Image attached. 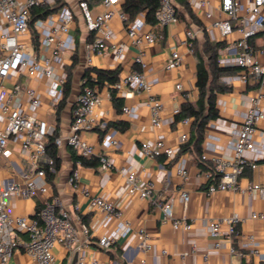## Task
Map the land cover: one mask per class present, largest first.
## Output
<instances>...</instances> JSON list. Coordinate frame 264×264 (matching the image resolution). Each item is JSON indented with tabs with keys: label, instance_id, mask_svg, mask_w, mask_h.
<instances>
[{
	"label": "crops",
	"instance_id": "obj_1",
	"mask_svg": "<svg viewBox=\"0 0 264 264\" xmlns=\"http://www.w3.org/2000/svg\"><path fill=\"white\" fill-rule=\"evenodd\" d=\"M76 0H61L63 4L76 8ZM125 1V0H122ZM174 1V0H173ZM98 1H94L95 5ZM179 15V23L163 29L162 40L153 45L141 47L142 60L145 64L144 73L150 84V95L161 103V126L154 128L150 124L149 109L146 105L147 95L139 91L126 89L115 90L105 80L97 82L95 71L113 72L118 70L117 78L138 67L134 64V56L138 49L130 45V42L121 29L118 21H113V40L124 45V52L116 57L112 52L91 58V63L86 61L85 46L91 41L87 35L81 19H76L73 27L74 43L72 49L65 54L67 65L64 72H70V91L65 100H61L58 109L50 112L48 109L47 89L48 80L26 78L23 74H15L12 81L3 82L10 88L14 83L20 87L29 86L41 95V106L34 115L38 120H45L50 128L56 131V136L66 135L70 129L71 114L76 96L83 87L94 88L101 103L94 111L97 125L94 129L84 134L86 141L93 147L97 154L105 155L111 162L112 168L104 171L100 164L96 167L76 165L72 162V155H78L66 146L56 147V156L59 160V169L49 182L48 197L57 198L66 211L71 213L72 222L80 233L82 226L89 231V242L82 243V238L73 244L74 251L71 264H74L78 251L83 249L88 257H96L103 264H138L140 259H145L148 264H181L184 256L185 264H264V220H252V213L264 215V199L258 195H248L233 191L216 192L207 195L208 180L200 175L210 171L212 164L209 160L217 157L230 159L232 157L236 130L238 129L244 114L250 106V98L259 92V85L255 82L242 83L235 79L241 74L236 67H221L231 69L221 74L211 85L213 100L217 116L209 119L202 129V137L198 141L196 130L191 118L188 124L183 125L182 120H176L175 114L181 105L188 102L194 104L198 99L195 87V73L198 56L206 63L202 53L205 40L209 41L206 34H199L193 41V50L190 53L185 45L181 44L183 33L187 28L202 27L201 13L187 4L189 12L184 6L174 1ZM137 17L145 21V14ZM146 22V21H145ZM147 23L143 31L150 30ZM210 42V41H209ZM176 45L181 56L180 65L172 70H165L164 65L169 56L168 46ZM212 43V42H211ZM255 50L254 59L264 62V34H259L251 39ZM223 48L218 51L217 58L223 54ZM74 61V62H73ZM217 62V60H216ZM85 72L93 80L91 84H85L87 78ZM181 85V90L175 89L176 84ZM25 99H22V106ZM128 107L130 115L123 113L122 109ZM264 111V98L260 103ZM177 111V112H175ZM187 134L184 143L179 142V136ZM105 138L116 141L114 147L103 146ZM163 141L173 147L174 154L170 157L161 155L155 158H147L140 151L142 142ZM256 149L246 153V158L254 162L255 169L246 168L239 177V184L244 187L248 182L264 186V121H261L254 134ZM8 148L11 151L9 161L0 159V175L9 178L16 183H23V176L27 174L26 164L20 154L18 142L10 140ZM54 159V158H53ZM97 159V158H93ZM198 160L202 166H197ZM55 161V159H54ZM15 167H12L10 163ZM180 163L187 171L189 178L185 184L181 183L175 172V166ZM77 169L78 190L67 183L72 170ZM22 173H24L22 175ZM134 173L139 179L153 184V196L162 203L172 202V211L175 218L186 217L191 224V229L185 232L181 229L174 230L170 222H163L161 211L153 204L138 199L135 195L126 193L124 176ZM200 175V176H198ZM189 192L190 200L183 207L179 200L180 189ZM87 189L91 196L103 197L110 200L122 212L123 220L129 222L134 232L142 230L148 234L149 248L146 252L137 249V239L132 232L124 237H118L116 242L106 251L96 248V241L101 236H109L116 229L113 220L103 221L102 215L89 208L88 197L82 195L79 190ZM41 197L34 195L28 199L13 198L8 206L12 215H24L33 217L40 207ZM78 206V211H73V205ZM237 214L240 221L235 226V233L230 240L221 235L219 242L221 247L211 248V240L206 229L202 226V220H211ZM78 217V220L75 219ZM224 233L226 226L222 225ZM248 237H252L257 243L256 256L251 252V247H246ZM196 250L192 251V246ZM232 247L235 253H230ZM165 252V254L162 253ZM55 264H66L67 258L60 245L55 246ZM206 256V259H204ZM8 264H37L23 252L15 253Z\"/></svg>",
	"mask_w": 264,
	"mask_h": 264
},
{
	"label": "built area",
	"instance_id": "obj_2",
	"mask_svg": "<svg viewBox=\"0 0 264 264\" xmlns=\"http://www.w3.org/2000/svg\"><path fill=\"white\" fill-rule=\"evenodd\" d=\"M76 8L67 4L42 17L32 20V10L52 7L55 0H0V159L9 161L11 151L8 148L10 140L18 142L20 154L26 164L27 176L24 174L23 183L19 184L0 175V264H8L15 253L23 252L37 264H55L54 248L60 245L67 258L66 264H71L73 253H76L73 244L82 238V243L89 242V231L82 226L77 232L72 222L71 213L66 211L57 198L48 197L50 190L47 181V172L54 173L55 161L45 148L48 136L53 134L45 120L36 119L34 113L41 106V95L29 86L20 87L13 84L5 87L3 82L12 81L15 74H23L26 78L39 81L48 80L47 89L48 109L54 112L58 109L63 97L67 65L65 54L73 46V27L76 19H81L86 33L91 41L85 46L86 61L91 63L94 55L100 56L112 52L120 57L124 52V45L113 40V21L116 20L125 32L130 45L138 49L134 56V64L138 70L121 74L112 84L115 90L139 91L147 95L146 105L149 109L150 124L160 128L161 103L150 95V84L144 73L145 64L142 60L143 45H153L162 40L163 29L179 23V15L173 0H159L158 8L152 15L153 23L150 30L144 32L147 23L136 17L129 20L122 9V0H99L95 5L87 0H76ZM187 4L201 13L202 27H191L184 31L181 44L191 53L193 41L199 34H206L212 43H226L223 54L217 58L221 67H236L241 74L235 77L242 83L255 82L259 85V92L250 98V106L243 116L241 124L236 130L232 157L222 159L201 156L202 160H209L212 168L207 172H200L208 180L207 195L216 192L233 191L242 194L258 195L264 199V186L248 182L244 187L239 184V177L246 168L255 169L257 165L246 158L247 152L255 151L254 134L257 125L264 121V111L260 108L264 98V62L254 59L255 50L251 39L264 34V0H186ZM35 36V39L33 37ZM169 56L164 69L169 71L177 68L181 63V56L176 45L168 46ZM259 53L264 54V50ZM177 91L181 85H175ZM22 99L25 105L22 106ZM101 98L94 88L83 87L76 96L71 114L69 132L66 135L53 139L56 147L66 146L84 160L97 158L100 168L109 171L112 168L110 160L102 154H97L86 141L84 134L97 125L94 111L99 107ZM123 113L130 115V109L124 107ZM177 112V111H175ZM188 124V119L181 121ZM187 134L179 136V142L184 143ZM116 141L105 138L103 146L114 147ZM140 151L147 158L161 155L170 157L174 154L173 147L161 140L142 142ZM10 165L15 167L11 162ZM76 165H81L76 162ZM1 168V167H0ZM175 172L181 183L185 184L189 178L184 166L178 163ZM198 175V176H200ZM79 174L77 169L72 170L67 183L78 190ZM126 193L135 195L140 200L153 203L161 211L163 222H170L174 230L181 229L188 232L191 229L186 217L175 218L172 211V202L162 203L153 196V184L139 179L134 173L124 176ZM79 192L87 196L89 208L102 215L103 221L116 222L115 231L109 236H101L95 245L99 251L108 250L118 239L134 233L138 242L137 249L146 252L149 248L148 234L142 230L134 232L129 222L123 220L122 212L108 199L91 196L87 189ZM34 195L41 197L40 207L33 217L12 215L8 206L13 198L28 199ZM179 200L186 207L190 195L185 189H180ZM73 211L78 206L73 205ZM78 220V217L75 216ZM252 220H264V215L252 213ZM240 221L237 214L231 216L202 220L211 240V248L221 247L219 238L225 235L230 240L235 233V226ZM226 226L223 233L221 226ZM246 247L258 255V243L248 237ZM196 246H192V251ZM230 253H235L232 247ZM165 254L164 251H162ZM206 259V256H204ZM184 263V256L181 258ZM74 264H103L96 257H88L83 249L75 256ZM133 264V263H126ZM138 264H148L140 259Z\"/></svg>",
	"mask_w": 264,
	"mask_h": 264
},
{
	"label": "trees",
	"instance_id": "obj_3",
	"mask_svg": "<svg viewBox=\"0 0 264 264\" xmlns=\"http://www.w3.org/2000/svg\"><path fill=\"white\" fill-rule=\"evenodd\" d=\"M91 5L94 1L98 0H87ZM180 5L184 6L185 9L189 12V7L187 6L186 0H174ZM63 3L61 0H55V4L52 7H44L39 9L32 10V20L37 17L45 16L46 14L52 12L59 8ZM159 0H125L122 4L123 11L127 14L129 20H133L139 14H145V21L148 23L152 22V15L154 11L158 8ZM35 39V36L33 34ZM223 48V43H211L205 40L202 46V53L206 58V63L202 60L201 56H198L196 63V73H195V87L198 92V99L194 104L184 103L180 106L178 112L175 114V119L182 120L184 118H191L193 122L194 129L196 130V138L199 141L202 137V129L209 119H213L217 116V111L215 109V104L212 94V84L217 80V78L231 70L228 68H220L217 66V56L218 51ZM74 62V61H73ZM96 75V81L105 80L107 84L112 85L117 80L118 70L113 72H99L93 71ZM85 77L87 78L85 84H91L92 79L88 76V72H85ZM70 91V72L67 70L66 82L63 89L62 100L68 96ZM62 103V102H61ZM60 103V104H61ZM56 131L46 140V151L47 153L55 159V168L54 172L59 169V160L56 156V148L53 144V139L56 136ZM197 166H202V162L198 160ZM72 162H79L82 166L96 167L98 165L97 159L84 160L80 156L73 154ZM55 173L47 172V180L50 182Z\"/></svg>",
	"mask_w": 264,
	"mask_h": 264
},
{
	"label": "rangeland",
	"instance_id": "obj_4",
	"mask_svg": "<svg viewBox=\"0 0 264 264\" xmlns=\"http://www.w3.org/2000/svg\"><path fill=\"white\" fill-rule=\"evenodd\" d=\"M65 1H69V0H65Z\"/></svg>",
	"mask_w": 264,
	"mask_h": 264
}]
</instances>
